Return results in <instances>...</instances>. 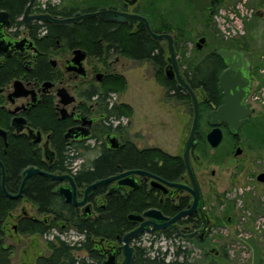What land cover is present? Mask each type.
<instances>
[{
  "label": "flooded vegetation",
  "instance_id": "obj_1",
  "mask_svg": "<svg viewBox=\"0 0 264 264\" xmlns=\"http://www.w3.org/2000/svg\"><path fill=\"white\" fill-rule=\"evenodd\" d=\"M30 3L31 0H20L18 7H12L14 5L7 2L10 9H0V13L3 12L8 15L6 19H2L0 22V154L5 155L7 153L11 138L14 137L22 138L26 136L32 145L33 140L26 130L27 127H30L35 133L38 131L42 133V142L32 146L41 150L40 147L43 144L42 155L44 160L48 162L45 157V150L50 147L51 134L43 133L40 129H34L32 122L37 116L38 111L47 110L46 105L49 102L53 104L58 118L69 124L64 133V139L68 143L86 142L88 144L92 140V146H94V132L99 130L102 124H105L112 126L113 129L121 128L120 132L114 131L105 137L107 144L109 136H116L121 145L119 149L125 147L128 143L134 144L139 149L156 148L138 147L136 141L131 138L128 132L132 118L124 117L118 119L116 120V125H114L113 120H108L104 111L101 110L102 107L99 101L101 94L96 93L106 79L112 81L118 77L125 78V73L118 72L116 65L121 63L122 67H124L126 65L123 63L128 62L148 63L154 69L151 79L154 81H158L159 78L165 79L168 82V86L162 87L166 98L168 100H175V88L179 89L176 80L168 77V70L170 71L169 66L171 64L168 41L153 39L154 43L164 52L165 65L162 70L156 68L151 60H135L129 51L125 49L126 42L122 43L117 40V37L132 38L134 36L137 39V45H142L144 34H149L139 18H145L154 33L168 34L173 38L175 51H177L176 44L180 43V46L186 52L187 59L185 61L178 54L177 60L183 78L192 88L199 101V120L195 133V143L189 152V161L201 192V203L192 214L180 218L175 223L180 233L167 228L152 235L142 234L135 238L131 245L134 251L135 247L145 249L143 247L145 240H152L154 242V240H159L158 237L164 239V241L176 242L178 246L189 241H196L200 244L205 243L211 235L210 233L214 224H216L214 220V208L209 206V197L205 193L207 173H210V177H214L216 171L213 167L210 170L207 169L210 165L215 166L224 160L226 162L231 159L235 161L233 170L237 171V173L232 175V181L226 189V191H230L239 179L238 173L244 170V165H241L242 162L239 163L240 160L238 159L244 158L243 156L253 158L264 151V101L259 95L264 86V81L262 83L258 81L259 74H262L264 69H258L255 64L252 47L253 41L250 39V35H248L249 29H247V25L250 28V23L256 17L257 12L250 3L247 4V0L226 8H221L224 5V0H206L204 3L206 6L202 10L197 9L191 0H35L25 19V14ZM241 4H244L247 14L243 20L242 34L227 37L221 32L222 28L219 24L221 13L223 11H236L237 7ZM101 10L107 11L106 19L104 20L92 17L82 19L79 22L55 24L49 21L34 19V17L42 15L50 16L54 19L75 18L77 15L94 14ZM126 16L138 18L131 19ZM121 17H126V22L119 21L118 19ZM98 29H104L106 42H96L94 40H88V42L81 41V33H85L84 31L94 32ZM180 32H200V35H197L193 39H180ZM244 36L248 37L243 39ZM202 38L205 39L204 42H200ZM219 48L241 53L246 59L251 73V87L250 94L245 103L251 104L254 112L240 128L237 135L232 134L227 125H220L219 128L223 134L222 141L214 149L207 141L208 134L214 129L209 123V115L224 103L225 95L220 86V76L228 69L224 60L216 54V50ZM156 53L159 54V50ZM81 56H85L82 62L83 73L79 72V67L77 66V62ZM97 63L101 65L98 66ZM90 64L91 66H89ZM82 83H87L88 89L81 91L80 84ZM179 91L187 97L184 103L190 106L194 118V105L190 95L183 93L181 90ZM108 101H110V98ZM66 102L68 104H65ZM257 106L260 107L261 111ZM203 111H205V115L200 120L201 112ZM20 119L23 121L18 123L16 127L19 126L23 130L18 133L14 125ZM90 120L93 122L89 127L87 123ZM125 120L127 122H124ZM200 122L205 133V140L201 145H199L197 138ZM82 123H85V127L89 129V136L79 140H67L65 138L67 132L70 129L81 126ZM191 130L192 125L188 136H186L185 130L182 132V153L180 155H171L179 158L183 165V171L177 181H168L146 170H136H142L168 182L181 184L193 189V182L184 160L185 146ZM44 136H46L45 140ZM224 143H226L227 147L222 150ZM52 161L50 155L48 164L51 165ZM0 162L2 163L1 159ZM81 162L79 161V163ZM0 168L2 171L1 166ZM3 169L5 172L4 165ZM71 169L73 173L77 170L73 166ZM261 174H264V170L258 171L255 175L253 174L250 178L251 182H254L256 185H264V183L258 180ZM245 175H247V172H245ZM248 175L250 174L248 173ZM135 181L136 187L130 188L126 186L124 187L123 194L113 193L121 197L128 221L130 215L141 218L145 212L151 210L160 211L164 217L173 219L179 213L191 209L194 203V196L186 189L171 188L163 185L164 188H162L160 187V183H154L153 178L147 175H136ZM60 185L61 183L58 186ZM105 186V194L97 196L94 202H90L89 200L93 209L92 218L98 216V210L105 209L107 196L113 195L108 194V192L114 186V183ZM249 196L251 197V195ZM22 197L23 193L19 199H13L20 200L19 205L10 213L2 227V242L8 247L12 246L6 244L5 238L12 239L19 235L30 236L29 234H21L19 232V223L22 218L42 219L38 216L35 207L27 200L22 199ZM221 201L222 204H226L224 198ZM129 202L133 203L130 212H128ZM27 204L32 205L34 213L26 210L24 205ZM79 209L82 213V209ZM205 219L207 221L206 228H204ZM230 220L229 218L228 221L230 222ZM146 221H148L147 218L138 223L129 221L133 226L130 231L135 230ZM167 231L172 233V238H167L161 234ZM67 232L70 235L72 233L77 234L74 230ZM64 233H60L57 229H52L43 236L36 235L45 237L46 239L52 238V240H55L56 238H60L62 240L61 237H64ZM195 233L197 235L193 238L186 237ZM66 235L69 234L66 233ZM81 237L84 241L85 237L82 235ZM103 244L105 249H108L110 243L104 241ZM115 244H117V248H121L123 245L122 238L121 243L115 242ZM11 251H14L13 247ZM92 251H95L94 246ZM13 254L14 252H12ZM41 256L44 255H40L39 257ZM123 260V257H121L120 263Z\"/></svg>",
  "mask_w": 264,
  "mask_h": 264
},
{
  "label": "trees",
  "instance_id": "obj_2",
  "mask_svg": "<svg viewBox=\"0 0 264 264\" xmlns=\"http://www.w3.org/2000/svg\"><path fill=\"white\" fill-rule=\"evenodd\" d=\"M7 2L12 3L14 5L12 7H18L20 0H0V9H8L10 6ZM247 29H249V25H247ZM84 32L81 33V41L106 42L104 29ZM186 35L189 36L191 33L180 32L179 38H186ZM246 37L248 36H244L243 39H246ZM117 40L122 43L126 42L125 49L129 51L135 60H151L156 68L163 70L165 65L164 52L147 33L144 34L143 43L140 46L137 45V39L134 36L132 38L117 37ZM119 41L117 42L120 44ZM157 50H159V54L156 53ZM176 50L181 59L185 61L187 59L186 52L180 46V43L176 44ZM158 82L162 86H168L165 79L159 78ZM125 88V78L118 77L112 81L105 80L96 92L101 94L99 99L101 110L104 111L108 120H118L124 117L132 118L134 112L130 105L111 106L110 101H108L110 94L124 92ZM175 90V99L185 102L187 97L176 88ZM46 108L47 110L37 112L32 127L40 129L43 133L51 134L50 147L52 154L50 155L53 160L52 164L50 165L44 160L41 150L33 147L26 136L11 138L7 153L5 155L0 154L6 174L5 188L9 194L15 195L19 192L22 172L29 167H37L53 174L72 175L79 190L80 199L83 198L82 193L87 186L128 170H146L168 181H177L183 171V165L179 158L173 157L158 148L139 149L134 144L128 143L121 149H111L106 143L105 137L114 131L120 132V127L113 129L112 126L102 124L100 129L94 132V146L88 145L86 142L68 143L64 139V133L69 124L58 118L51 102L47 103ZM204 115L205 111L201 112L200 120ZM197 138L199 145L204 143L205 133L201 122L198 127ZM78 160L82 162L76 172L73 173L71 167ZM58 185V182L41 175L32 176L26 182L22 199L30 202L42 219L22 218L19 223V232L21 234L43 236L52 229H57L60 233L74 230L79 236L82 235L85 238L84 241L75 246L62 241L60 238L49 241L50 254L39 257L36 264H103L104 257L96 251H92L93 242L104 240L109 243H121V238L133 228L127 219L121 197L116 194L107 196L106 207L97 211L98 216L96 218H84L79 208L67 204L56 193ZM105 192L106 186L97 188L91 193L90 202H94L97 196L103 195ZM247 198L249 210L255 217L264 215L263 205L260 202L258 204L256 200L249 196ZM19 202L20 200L10 199L4 192L0 168V264H11L12 248L5 246L2 242V227L10 213L17 208ZM132 204V202H129L128 212H130ZM50 219L51 221H49ZM250 224L251 222L246 223V227H249ZM161 234L167 238H172V233L168 231ZM249 242L251 243V241ZM182 253L184 251L178 249L175 253V259L167 262L166 258L160 255L150 257L145 249L135 247L132 264H186L178 261ZM263 257L261 251L256 252L257 264H264ZM220 259L226 263L229 259L228 252L224 250V255Z\"/></svg>",
  "mask_w": 264,
  "mask_h": 264
},
{
  "label": "rangeland",
  "instance_id": "obj_3",
  "mask_svg": "<svg viewBox=\"0 0 264 264\" xmlns=\"http://www.w3.org/2000/svg\"><path fill=\"white\" fill-rule=\"evenodd\" d=\"M242 1L224 0V5L221 8ZM248 3L257 12L256 17L250 23L248 35L253 41L255 64L258 69L263 70L264 0H247ZM197 35H200V32L186 35V38L183 37V39H193ZM123 64L126 65L124 66L125 69L121 63L116 67L118 72L125 73L126 88L124 92L109 95L110 105L128 104L132 107L134 113L130 120L128 132L131 138L136 141L138 147H156L170 155H180L183 151L182 132L185 130L186 136H188L192 125V109L187 103L166 98L160 82L151 79L154 69L150 64L131 62ZM97 65L100 66L101 64L97 63ZM106 80L110 81V79ZM258 81L259 83L264 81V71L259 74ZM88 87L87 83L80 84L81 91L88 89ZM259 95L264 101V91ZM257 107L261 111L260 107ZM113 121L116 125V120ZM88 145H93V141L88 142ZM226 147L227 145L224 143L222 150ZM40 148L43 154V144ZM48 149L52 154L51 147H48ZM243 157L238 160H240L239 163L242 162L241 165H244V170L238 173L239 179L230 191H226V189L232 181V175L237 173L233 170L235 161L231 159L226 162L224 160L215 166L210 165L207 169L210 170L213 167L216 171L214 177H210L208 172L205 181V193L209 197V206L214 208L216 223L207 241L203 244L189 241L178 246L176 242L164 241L159 237V240H154V242L145 240L143 247H145L148 256L155 257L160 254V256L166 258L167 262H171L175 259L176 251L181 249L184 253L180 255L178 261L186 264H257L256 252L261 251V254L264 255V215L255 217L249 210L247 197L251 195V198L256 200L258 204L260 202L264 208V185H256L250 180L253 174L255 175L258 171L264 170V151L253 158ZM79 165V161H75L73 167L78 168ZM245 172H247V175H245ZM222 198L226 200V204L221 203ZM24 206L28 212L34 213L32 205L27 204ZM229 218L231 219L230 222L228 221ZM250 222V226L246 227V223ZM11 233L13 232L11 231ZM66 233L69 235H66ZM63 236L66 239L65 241L72 246L83 241V238L75 233L70 235L69 232H65ZM4 241L14 248L11 264H36L40 255L47 256L50 254L48 242L52 241V238L46 239L37 235L27 237L19 235L12 239L5 238ZM224 250L229 255L226 263L220 259L224 255ZM166 252L167 255H165Z\"/></svg>",
  "mask_w": 264,
  "mask_h": 264
},
{
  "label": "water",
  "instance_id": "obj_4",
  "mask_svg": "<svg viewBox=\"0 0 264 264\" xmlns=\"http://www.w3.org/2000/svg\"><path fill=\"white\" fill-rule=\"evenodd\" d=\"M197 9H204L206 5L204 3L206 0H191ZM35 0H31V3L26 11L25 19L28 16V13L33 5ZM107 11L101 10L94 14H86V15H77L75 18H67V19H54L50 16H36L34 19L37 20H44L49 21L55 24H64V23H72V22H79L82 19H88L92 17H98L100 20L106 19ZM6 13H0V22L2 19L7 18ZM129 17V16H126ZM126 17H121L118 20L121 22H126ZM131 19H135L138 17H129ZM143 22V24L146 27V30L148 34L151 36L152 39L157 41L167 40L168 41V50L170 54V66L168 70V77L170 79H175L177 82L178 89L181 90L185 94H189L193 105H194V118H193V124H192V130L190 133V136L188 138V141L185 146L184 151V160L185 165L187 168V171L192 179L194 188H188L184 185L177 184V183H171L168 182L156 175L149 174L142 170H131L126 171L123 173H120L118 175L99 180L89 186L86 187V189L83 191V198H79V190L77 188V185L74 181V178L69 174H52L47 171H43L37 167H29L25 169L22 173V184L19 190V193L16 195L9 194L5 189V172L3 169V165L0 162V166L2 167L3 171V190L4 192L10 197L11 199H19L22 196L23 188L29 178L35 175H41L44 176L50 180L56 181L61 183L60 186L57 187L56 193L61 196L64 201L67 204L73 205L77 208L82 209V214L84 218H90L93 216V209L92 205L89 203V198L91 193L96 190L97 188L109 184H113L108 192V194L116 193H124V187H130L134 188L136 187V181L135 176L136 175H147L155 181L154 183H160V187L164 188L163 186H168L171 188H177V189H186L188 190L193 196H194V203L188 211H184L179 213L176 217L173 219H169L167 217H164L160 211L157 210H151L144 213L143 217L136 218L135 215L129 216L130 222H141L145 218L148 219V221L143 222L140 224L138 228L135 230H132L128 233H126L122 237V247L117 248V244L110 243L108 245V249H105L104 247V240H100L99 242H93L94 250L102 257H105L103 264H132L133 257H134V248L131 245V243L134 241L135 238L142 234H148L152 235L156 232L162 231L164 229H172L180 233L179 229L175 226V223L182 217L188 216L192 214L197 207L201 203V192L199 189V186L197 184V181L195 179V176L193 174V170L191 168V164L189 161V152L192 148L193 144L195 143V133L196 128L198 125L199 120V101L192 90V88L187 84L185 79L183 78L178 60H177V53L175 51L173 38L168 34H156L154 33L151 28L148 25V22L145 18H139ZM26 21V20H25ZM204 38L200 40V42H204ZM216 54L219 55L224 62L226 63L228 69L220 76V86L221 89L225 95V100L223 105H221L218 109L211 112L209 115V123L211 126L214 127V129L208 134L207 141L209 145L212 148H217L221 141H222V131L219 128L220 125L225 124L229 127L232 134L237 135L240 128L247 122V120L251 117L254 110L252 109V105L249 103H245L247 100L249 94H250V87H251V73L250 68L248 67L247 61L244 58L243 54L238 52H230L227 51L224 48H219L216 50ZM85 59V56H81L77 62V66L79 67V72L83 73V60ZM237 59V60H235ZM65 104H68L66 102ZM65 117V115H64ZM23 120H17V123H15V128H17V132H21L23 129L19 126L16 127L18 123H20ZM92 120L88 121L87 125L90 127L92 125ZM85 123H82L81 126L70 129L67 134L65 135V138L67 140L73 139V140H79L84 139L89 136V129L85 127ZM30 138L33 140L32 145H38L42 142V133L38 131L35 133V131L27 127L26 128ZM49 139V138H48ZM107 142L109 144V147L111 149H119L121 147L118 139L116 136H109L107 138ZM48 143V141H47ZM45 157L50 161V150H45ZM258 180L262 183H264V174H261L258 178ZM163 185V186H162ZM207 226V221L205 219L204 228ZM197 233L191 234L186 236L187 238H193L196 236ZM123 257V262L120 263V258Z\"/></svg>",
  "mask_w": 264,
  "mask_h": 264
},
{
  "label": "built area",
  "instance_id": "obj_5",
  "mask_svg": "<svg viewBox=\"0 0 264 264\" xmlns=\"http://www.w3.org/2000/svg\"><path fill=\"white\" fill-rule=\"evenodd\" d=\"M221 18H219V24L221 25L222 32L227 37H234L242 34L243 31V20L247 15L244 8V4L237 7L236 11H223L221 13ZM264 91V86L260 93ZM261 97V96H260ZM65 240L64 237H61ZM167 253V252H166ZM160 254H157V256ZM162 257V256H161Z\"/></svg>",
  "mask_w": 264,
  "mask_h": 264
}]
</instances>
